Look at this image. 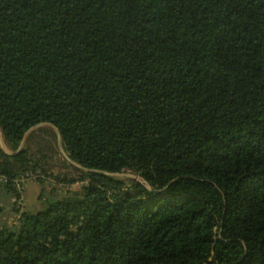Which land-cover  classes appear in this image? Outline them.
Returning a JSON list of instances; mask_svg holds the SVG:
<instances>
[{"label":"trees","instance_id":"trees-1","mask_svg":"<svg viewBox=\"0 0 264 264\" xmlns=\"http://www.w3.org/2000/svg\"><path fill=\"white\" fill-rule=\"evenodd\" d=\"M40 124L81 186L0 227V264H264V0H0L13 196L58 153L15 154Z\"/></svg>","mask_w":264,"mask_h":264},{"label":"rangeland","instance_id":"rangeland-1","mask_svg":"<svg viewBox=\"0 0 264 264\" xmlns=\"http://www.w3.org/2000/svg\"><path fill=\"white\" fill-rule=\"evenodd\" d=\"M47 127L48 126H41L38 128ZM38 128H35L33 131H36ZM30 134L25 138L22 147L25 145ZM54 144L58 153L52 160L48 161L50 169L47 174L37 172L36 174L26 175L25 178L22 179V191L19 192L18 187L14 186L16 194L14 196L9 194L0 179V227H11L17 223V219L22 212L35 214L42 211L49 204L59 200L65 193L77 191L80 188L81 184L79 182H69L71 179L77 178L78 173H76L74 169V167L77 166L72 163H68V166L67 164L65 165L63 160L66 159L59 150L58 139ZM47 155L50 156L48 152ZM116 177L139 180L130 173L116 175Z\"/></svg>","mask_w":264,"mask_h":264},{"label":"water","instance_id":"water-1","mask_svg":"<svg viewBox=\"0 0 264 264\" xmlns=\"http://www.w3.org/2000/svg\"><path fill=\"white\" fill-rule=\"evenodd\" d=\"M41 126H48V127H51V128L54 129V131L56 132V135H57V139H58V147H59V150H60L61 154L63 155V157H64L68 162L72 163V162L69 160V158L67 157V155L65 154V152H64V150H63V148H62L61 140H60V134H59L58 130H57L53 125H51V124H40V125H38V126H36V127L31 128V129L25 134L24 139H23V141L21 142L20 148L18 149V151H17L15 154H17V153L20 151V149L22 148V145H23L24 140H25V138L27 137V135L30 134L35 128H38V127H41ZM0 149H1L6 155H13V153H10V152H8V151L6 150L5 145H4V143H3V139H2L1 134H0ZM102 174H104V175H108V176H115L114 174H109V173H102Z\"/></svg>","mask_w":264,"mask_h":264},{"label":"built area","instance_id":"built-area-1","mask_svg":"<svg viewBox=\"0 0 264 264\" xmlns=\"http://www.w3.org/2000/svg\"><path fill=\"white\" fill-rule=\"evenodd\" d=\"M22 184H23V181L22 180H17L15 181V186L18 187V190L19 192L22 191ZM20 188V189H19ZM22 188V189H21ZM21 194V193H20Z\"/></svg>","mask_w":264,"mask_h":264}]
</instances>
